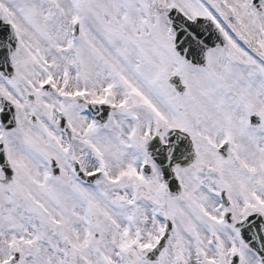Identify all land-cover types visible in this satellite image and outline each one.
Returning a JSON list of instances; mask_svg holds the SVG:
<instances>
[{
  "label": "snow or ice",
  "instance_id": "6c2138e0",
  "mask_svg": "<svg viewBox=\"0 0 264 264\" xmlns=\"http://www.w3.org/2000/svg\"><path fill=\"white\" fill-rule=\"evenodd\" d=\"M0 264H264V0H0Z\"/></svg>",
  "mask_w": 264,
  "mask_h": 264
}]
</instances>
